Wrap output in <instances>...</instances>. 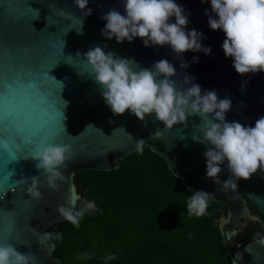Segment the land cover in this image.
Segmentation results:
<instances>
[{"label":"water","instance_id":"95a60500","mask_svg":"<svg viewBox=\"0 0 264 264\" xmlns=\"http://www.w3.org/2000/svg\"><path fill=\"white\" fill-rule=\"evenodd\" d=\"M175 2L188 15L186 31L203 33L201 44L211 48L210 55L188 51L177 56L170 46L145 47L138 37L131 43L108 40L101 34L106 23L102 16L113 8L124 14L123 0H89L93 12L86 17L74 0H0V89L10 81L16 83L18 101L6 105L0 96V144H9L8 150L0 147V243L30 252L35 257L33 264H62L52 254L55 244L41 243L35 230L44 233L65 221L56 209L67 204L71 192L80 197L73 181L75 172L118 168L124 157L138 151L136 142L140 139L144 140L142 149L148 147L163 157L167 173L180 179L183 186L192 192L213 193L210 201L227 207L217 219L231 263L264 264V246L256 241L234 247L242 228L262 221L251 212L247 200L264 217V172L258 169L249 180H239L235 190H218L219 186L206 178L203 153L209 146L194 139L202 135L199 116L189 117L186 125L176 124L170 130L154 114L146 116L144 122L127 111L115 116L90 75L84 54L96 46L107 45L106 52L134 60L143 68L167 59L176 67L172 79L178 88L185 75L194 77L193 83L202 91L215 90L218 98L232 101L227 122L254 127L264 116V72L241 76L235 71L232 58H226L222 49L224 32L213 31L208 25L209 16H215L210 0ZM194 57H198L195 62ZM182 63L188 66L181 68ZM156 131L161 132L159 137L151 135ZM17 135L25 140L35 137V142L30 148L18 145L16 139L19 143L21 138ZM47 143L68 144L73 150L67 169H60L65 179L58 182L59 190L48 188L43 170L38 172L31 158L37 146ZM226 163L221 167L228 178ZM32 176L40 179V200L31 199L28 185L19 182L27 178L30 184Z\"/></svg>","mask_w":264,"mask_h":264},{"label":"clouds","instance_id":"9594fccd","mask_svg":"<svg viewBox=\"0 0 264 264\" xmlns=\"http://www.w3.org/2000/svg\"><path fill=\"white\" fill-rule=\"evenodd\" d=\"M204 2L208 0H201ZM88 3L89 0H74V5L85 17L93 12ZM210 4L215 16H209L208 25L213 31L224 32L222 49L226 58H232L235 71L241 76L264 72V0H210ZM123 6L124 14L113 8L102 16L106 23L101 34L108 40L115 38L117 43H131L138 37L145 47L167 45L177 56L188 51L211 54V48L201 44L203 33L195 29L186 31L188 15L175 0H123ZM106 47L90 48L84 57L113 115L120 116L127 111L144 122L146 116L154 114L169 130L176 124L186 125L189 117L199 116L202 135L194 139L209 146L203 153L206 178L219 186L220 191L235 190L239 180H249L258 169L264 172V116L255 121L254 127L227 122L226 113L232 101L218 98L215 90L202 91L189 75H185L183 85L178 88L172 79L176 67L167 59L155 62L151 68H143L134 60L106 52ZM197 59L194 57L193 62ZM180 66L186 68L188 65L182 63ZM151 135L159 137L161 132ZM143 144V139L136 142L138 151ZM0 147L8 150L9 144L4 142ZM31 158L36 162L37 171L43 170L48 188L59 190L58 182L65 179L60 169H67V162L73 159V150L68 144H41L34 149ZM225 162L230 175L221 181V166ZM30 179V184L27 178L19 182L28 185L27 195L31 199H42L39 177ZM213 195L203 190L192 192L187 202L188 214L204 216ZM78 200L80 197L73 191L67 196V204L56 209L63 220L77 228L85 214L96 207L94 202L85 199L77 210ZM35 231L41 243L62 239L59 233ZM253 240L264 246L261 233L257 232ZM114 259L116 256L112 254L107 257L109 261ZM34 260L30 252H20L11 243H0V264H33Z\"/></svg>","mask_w":264,"mask_h":264},{"label":"trees","instance_id":"16d2710c","mask_svg":"<svg viewBox=\"0 0 264 264\" xmlns=\"http://www.w3.org/2000/svg\"><path fill=\"white\" fill-rule=\"evenodd\" d=\"M167 167L163 157L145 147L124 157L116 169L76 171V209L85 199L96 207L78 228L64 221L46 231L62 236L51 240L53 256L62 264H232L218 229L225 205L210 201L204 216H190L192 191ZM220 176L227 179L223 172ZM261 217L262 222L240 230L234 247L257 232L264 236ZM110 254L116 259L107 260Z\"/></svg>","mask_w":264,"mask_h":264},{"label":"snow or ice","instance_id":"6c2138e0","mask_svg":"<svg viewBox=\"0 0 264 264\" xmlns=\"http://www.w3.org/2000/svg\"><path fill=\"white\" fill-rule=\"evenodd\" d=\"M18 83L23 84V81H18ZM31 81H27L28 85H31ZM15 87H16V83L14 82H9L7 85H4L2 89H0V96L3 97V101L6 105L11 104V103H17V99H16V92H15ZM14 119V112L10 115V120ZM17 137H20V142H17L16 139V143L19 144H23L24 146L30 148L32 146V144L35 142V137H33L31 140H25L23 136H19L17 135Z\"/></svg>","mask_w":264,"mask_h":264},{"label":"flooded vegetation","instance_id":"af4514ba","mask_svg":"<svg viewBox=\"0 0 264 264\" xmlns=\"http://www.w3.org/2000/svg\"><path fill=\"white\" fill-rule=\"evenodd\" d=\"M223 180H224V178H223ZM241 193H242V192H241ZM242 195L244 196V194H243V193H242ZM247 204H248V206H249V208H250L251 212H252V213H256V214H258V215L260 216V218L262 219V217H261V214H259L258 212H253V211H252V209H251V207H250L249 200H247ZM225 207H226V206H225ZM226 209H227V207H226ZM262 221H263V219H262ZM262 221H261V222H262ZM247 225H249V224H247ZM247 225H246V226H247ZM246 226H245V227H246ZM245 227H244V228H245Z\"/></svg>","mask_w":264,"mask_h":264}]
</instances>
